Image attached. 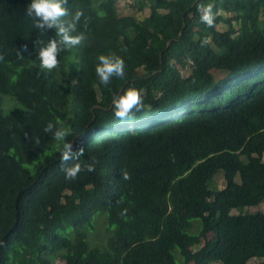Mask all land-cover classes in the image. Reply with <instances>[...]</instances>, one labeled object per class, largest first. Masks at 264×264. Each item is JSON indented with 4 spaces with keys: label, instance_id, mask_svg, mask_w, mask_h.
I'll return each mask as SVG.
<instances>
[{
    "label": "trees",
    "instance_id": "obj_1",
    "mask_svg": "<svg viewBox=\"0 0 264 264\" xmlns=\"http://www.w3.org/2000/svg\"><path fill=\"white\" fill-rule=\"evenodd\" d=\"M121 1L67 0L84 38L48 70L54 29L33 27L29 0H0V264H264V213L245 212L264 203V0H128L149 15ZM99 55L123 76L101 84ZM129 87L141 110L116 119ZM49 122L83 151L75 179Z\"/></svg>",
    "mask_w": 264,
    "mask_h": 264
},
{
    "label": "clouds",
    "instance_id": "obj_2",
    "mask_svg": "<svg viewBox=\"0 0 264 264\" xmlns=\"http://www.w3.org/2000/svg\"><path fill=\"white\" fill-rule=\"evenodd\" d=\"M67 0H29L25 7V13L33 20V27L37 30L54 29L55 38L49 39L48 42L38 49L39 66L41 69H53L57 61V53L60 51L58 45L63 44L65 47L77 45L84 38L83 33H76V22L80 20L82 12L76 10L71 14L70 20L63 18L69 15L67 8L64 6ZM212 6H203L200 20L208 26L213 24ZM98 63L95 66V73L103 85H107L110 79L122 77L124 74V62L118 56L99 55ZM113 106V115L116 119H131L134 111L138 112L142 107V99L137 89L129 87L119 95H113L111 100ZM132 127V125H131ZM52 122L47 123L44 132H50L52 139L59 142V156L61 163L76 161L64 168L65 179H75L81 171L79 163L80 156L83 155L81 148L73 150L72 144L65 142L68 130L64 127H56L54 130ZM87 171L94 170V163L84 165ZM125 178H127L125 176ZM215 178V177H214Z\"/></svg>",
    "mask_w": 264,
    "mask_h": 264
},
{
    "label": "rangeland",
    "instance_id": "obj_3",
    "mask_svg": "<svg viewBox=\"0 0 264 264\" xmlns=\"http://www.w3.org/2000/svg\"><path fill=\"white\" fill-rule=\"evenodd\" d=\"M120 11L122 13H138V14H146V15H149L150 14V9L147 7L145 8L142 12L138 11L137 9V6L135 5V2L133 3H130V1L128 0H122L121 3H120ZM225 14V13H223ZM226 15V14H225ZM262 23V27H264V22H261ZM235 26H238V24H235ZM218 28L225 31L228 29V24H226L225 22H221L219 25H218ZM190 69L188 68H185V69H181V73L184 75V76H187L188 73H189ZM138 72L140 73L141 72V69L138 70ZM242 78V77H241ZM238 82V81H237ZM10 96V95H9ZM9 96L7 95H4V99L5 98H10ZM15 105V102H12L11 100H6L4 102V107L5 108H11L12 106ZM18 106V105H17ZM128 127H130V124L128 125ZM133 127V125H132ZM236 182H237V185L236 187H234V191L230 194H228L229 197H238V196H241L243 193H244V187H242L241 185V182H240V178L239 176L237 175L236 177ZM214 183H215V187L218 188V189H222L224 188L225 186V179H224V171L223 170H220L216 175H215V178H214ZM233 212L237 213V210H233ZM245 212H259V213H264V203L258 205V206H254V207H249V208H246L245 209ZM91 242L93 241H99V239H95L94 238H91L90 239ZM104 241V239H103ZM102 241V242H103ZM100 242V243H102ZM263 259L261 258H252L248 264H258L262 261ZM56 263L57 264H61V260L57 259L56 260Z\"/></svg>",
    "mask_w": 264,
    "mask_h": 264
}]
</instances>
